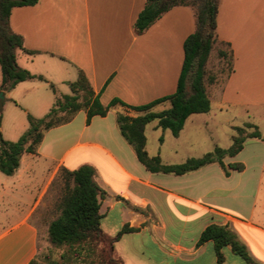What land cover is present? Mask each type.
I'll use <instances>...</instances> for the list:
<instances>
[{"label":"crops","instance_id":"obj_1","mask_svg":"<svg viewBox=\"0 0 264 264\" xmlns=\"http://www.w3.org/2000/svg\"><path fill=\"white\" fill-rule=\"evenodd\" d=\"M145 4L146 0H38L34 6L15 8L11 29L33 52L18 51L17 63L46 81L22 82L3 93L0 67L3 111L13 103L41 119L57 96L70 94L68 83L77 81L81 72L105 106L118 99L139 107L173 95L185 41L196 28L195 12L175 7L138 35L134 25ZM217 36L231 47L233 72H224V63L214 71L207 114L224 117L228 130L240 127L239 119L246 125L252 117L258 127L256 117H264V0H221ZM217 52L216 48L212 53L210 68ZM169 108V102H163L154 111ZM125 113L137 116L116 105L88 125L87 113L80 111L68 124L46 132L37 154H24L14 175H0V264H30L35 259L40 232L49 235L60 213L65 194L61 171L83 165L95 169L104 192L103 232L115 238L126 226L136 229L115 242L114 252L123 264H218L213 242L198 244L212 224L228 225L252 258L264 264V160L258 186L249 197L253 204L245 207V190L236 192L218 183L217 163L181 176L148 171L122 136L117 118ZM147 127L151 157L159 156L168 165L190 159L179 144L169 150L165 142L159 150L150 148ZM181 134L173 137L178 140ZM261 134L262 140L253 141L264 143ZM221 172L232 176V171L228 177L222 168ZM235 256L227 247L224 264H246Z\"/></svg>","mask_w":264,"mask_h":264},{"label":"trees","instance_id":"obj_2","mask_svg":"<svg viewBox=\"0 0 264 264\" xmlns=\"http://www.w3.org/2000/svg\"><path fill=\"white\" fill-rule=\"evenodd\" d=\"M38 0H0V67L2 73L1 91L10 92L22 82L46 81L42 76H35L22 69L17 63V52L28 54L24 46V38L13 32L10 26L12 11L18 7L34 6ZM221 0H146L145 8L139 14L134 29L138 35L144 34L165 13L175 7H190L195 12L196 28L184 44V62L173 95L154 101L148 105L133 107L115 99L108 106L100 101V97L92 88L86 75L81 72L75 82L68 83L70 94L57 96L50 112L38 119L28 114L29 129L18 141H7L0 132V172L12 176L20 167L24 154H37L45 133L49 130L71 122L80 112L87 113V124L96 116L106 117L110 109L121 105L127 110L137 113L131 117L119 114L117 122L124 139L134 148L138 160L152 173L173 174L181 176L197 171L211 164H219L225 175L231 171H244L242 163L225 164L226 158H234L243 151L247 140H262L258 127L247 123L243 127H235L232 145L229 149L216 147L213 152L199 158H190L176 165L164 164L159 156L151 157L146 149V127L153 121L158 128L170 130L174 137H179L186 121L192 115L210 112L211 102L208 86L215 83L216 75L210 69V58L217 48L218 58L227 64L226 72H233V52L229 44L219 41L217 36V20ZM50 88L57 94L56 86ZM169 102L170 108L155 112L154 108ZM2 106L0 105V122ZM247 129H254L247 133ZM163 141V139H161ZM96 171L90 165H83L75 171L63 169L61 177L65 183V194L59 204V216L50 224L49 237L53 245L66 247L74 258H81L82 253L93 255L97 246L102 243L111 245L115 250V242L125 233L135 232L126 226L115 238L108 239L101 229V203L104 192L95 180ZM213 242L218 264L225 262V249L241 257L246 264H259L250 255L247 247L239 240L237 234L228 225L212 224L202 233L198 244ZM103 259L100 263L105 264ZM108 264H123L120 260L109 258ZM30 264H36L35 259Z\"/></svg>","mask_w":264,"mask_h":264},{"label":"rangeland","instance_id":"obj_3","mask_svg":"<svg viewBox=\"0 0 264 264\" xmlns=\"http://www.w3.org/2000/svg\"><path fill=\"white\" fill-rule=\"evenodd\" d=\"M216 59L217 60L214 61L210 68L212 73L215 74L214 71L217 70V68H221L222 63H224V72H226L227 64L225 61L220 60L218 55H216ZM1 99H3V97L0 95V102ZM3 104H0L2 106L0 132L5 140L12 142L18 141L29 129L28 115L21 107H18L13 103H8L4 109L5 111H3ZM191 119L192 120L188 122L186 127H184L181 138L178 140L173 137L169 130L166 131V133L170 135L169 138L165 137L162 130H157L158 122H151L147 127L149 147L153 150H159L165 142V148L169 150L175 148V146L179 144L183 147L187 158L202 157L207 153L213 152L217 146L222 149H229L231 147L232 137L235 135V131L226 128L224 117H214L212 114L206 113L193 115V118ZM242 121L243 119L238 120L240 127L244 126ZM255 121L257 122L259 131L264 134V117H256ZM247 122L255 124L253 117ZM157 131H161L159 135ZM253 131L254 129H247V133H252ZM161 139H163V141H161ZM262 160H264V143L261 141L254 142L249 139L242 152L233 159L226 158L224 161L226 165L242 163L245 166L244 171L232 170V176L226 178L221 172V167L217 165L221 175L218 179L219 184L232 190H236V192L245 190V207L252 206L253 204L252 198L249 197L253 195V192L258 186V176ZM0 175L4 176L2 172H0ZM60 179L61 181L63 180L62 177H60ZM235 202L237 201L235 200ZM107 238L111 239L108 236ZM110 257L119 260L116 257L115 252H111V245L109 243H102L97 246L95 254L88 255L83 252L80 259L74 258L68 253L66 247H57L53 245L50 241L49 235H46L45 231L42 230L40 232L38 253L35 257V263L101 264L100 262L105 259V264H108L107 262ZM235 259L240 263H243V260L240 257L235 256ZM230 262V264H233L232 261Z\"/></svg>","mask_w":264,"mask_h":264},{"label":"water","instance_id":"obj_4","mask_svg":"<svg viewBox=\"0 0 264 264\" xmlns=\"http://www.w3.org/2000/svg\"><path fill=\"white\" fill-rule=\"evenodd\" d=\"M1 96L4 97L3 93H1Z\"/></svg>","mask_w":264,"mask_h":264}]
</instances>
